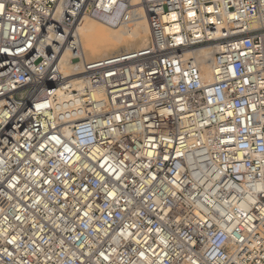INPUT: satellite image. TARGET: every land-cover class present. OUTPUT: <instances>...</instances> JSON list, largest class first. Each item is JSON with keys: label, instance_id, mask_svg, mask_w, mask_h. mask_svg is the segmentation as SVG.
I'll return each instance as SVG.
<instances>
[{"label": "built area", "instance_id": "obj_1", "mask_svg": "<svg viewBox=\"0 0 264 264\" xmlns=\"http://www.w3.org/2000/svg\"><path fill=\"white\" fill-rule=\"evenodd\" d=\"M0 264H264V0H0Z\"/></svg>", "mask_w": 264, "mask_h": 264}, {"label": "bare ground", "instance_id": "obj_2", "mask_svg": "<svg viewBox=\"0 0 264 264\" xmlns=\"http://www.w3.org/2000/svg\"><path fill=\"white\" fill-rule=\"evenodd\" d=\"M173 14L171 18H173ZM78 42L87 61L105 58L120 52L135 50L146 46L150 30L144 16L131 24H115L109 17L84 18L76 28ZM200 61L201 77L204 82H211L213 71L208 51L199 49L191 52ZM66 54L62 59V71L72 76L76 70L74 62H68ZM72 78V77H70Z\"/></svg>", "mask_w": 264, "mask_h": 264}, {"label": "rangeland", "instance_id": "obj_3", "mask_svg": "<svg viewBox=\"0 0 264 264\" xmlns=\"http://www.w3.org/2000/svg\"><path fill=\"white\" fill-rule=\"evenodd\" d=\"M147 45V44H146ZM145 47V46H144ZM137 49H141V48H137ZM137 49H135V50H137Z\"/></svg>", "mask_w": 264, "mask_h": 264}]
</instances>
